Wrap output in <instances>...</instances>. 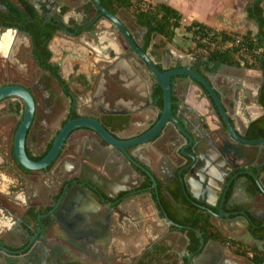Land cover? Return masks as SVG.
Listing matches in <instances>:
<instances>
[{"label":"crops","instance_id":"obj_1","mask_svg":"<svg viewBox=\"0 0 264 264\" xmlns=\"http://www.w3.org/2000/svg\"><path fill=\"white\" fill-rule=\"evenodd\" d=\"M146 1L154 5H168L179 11L183 17L182 26L176 30L172 43L167 42L163 36L157 35L146 50L152 60L164 70H170L177 66L178 68L189 67L192 64L193 58L189 54V50L194 47V42L191 39L192 34L186 31L185 26L190 25L193 21L204 23L219 30L240 33L253 31L254 34L258 32L257 23L249 19L247 12V7L253 0ZM31 2L35 6H38L35 0H31ZM69 2V0L63 1V6L72 7ZM72 8L75 10L74 7ZM71 13L72 16L68 19V22L70 19L72 20L69 22L71 24L70 31L68 30L69 33H60L53 41V63L62 67L63 76L66 79L70 76H76L74 67L84 68L83 73L87 77L89 76L91 89L84 93V91H73L72 86H69V101H75V97H79L78 103L81 107L78 108L77 114L80 117H86L95 111H100L101 114L106 111L121 112V116L129 117L130 124L125 130L119 132L118 135L124 139L132 138L148 128L151 123H154L160 113L159 108L147 100L150 94L149 89L153 82L152 75L147 68L138 65L124 38L118 33H111L112 29L108 21L101 20L99 26L95 29L88 26L84 27V24L79 25L78 23L80 22L75 20V13L72 11ZM117 16L129 28L135 40L143 49L147 29L141 27L136 17L126 9H120ZM77 28L79 29V34L74 37L73 33H75ZM70 33L72 34L70 35ZM95 38L98 41L96 46L93 41ZM88 40L93 43L92 48L97 50L96 52L89 51L92 44ZM114 63L117 64L119 69L117 68L118 70L109 72L107 70L108 67ZM94 65L96 66L95 70ZM108 73H114L113 75L116 76L120 84L116 86L110 83L107 77ZM209 79L215 88L221 90L223 102L236 129L243 134H247L249 131V120L255 122L264 116V106L260 100L264 84L263 73L259 70L247 69L244 66L225 64L215 74H210ZM74 84L76 83L74 82ZM175 89L178 98L183 100L182 118L187 121L190 130L197 135L198 141L209 153L203 164V167L208 171V175L201 182L191 179V192L200 201L207 199L215 205L212 206V209H218L217 212H219V198L221 197L220 199L222 200L223 193L230 185L227 191L230 192V202L226 207H257L259 212L264 211V196L262 193L260 192V194L254 196V200L249 193V178L251 177L243 175L234 178L237 172L229 173L227 168L223 167V164L220 163L221 156L218 146H224L225 143H228V138L224 132L221 119L217 111L212 108L209 98L204 95L203 90L198 85L193 84L186 78L175 81ZM41 92L45 100L50 95H53L56 99L63 95V91L47 90ZM42 108L43 113L47 114L45 104ZM67 109V111L70 110L69 108ZM73 134L70 141L71 145H73L74 152L72 153L75 155H71V152H69L71 151L69 143L60 160L61 169L72 168L77 161L79 162V158H81L79 154H83V162L90 165L93 169H97L101 182H106L109 185L111 195H115L120 191L135 190L133 197H131L130 206L135 214L142 219V222H136V231L142 233L141 235L137 233V248L143 242L142 236L144 232L147 237H154L162 229L166 230L165 232L168 235V241L165 244L167 247L165 246V248L169 250L170 254L175 255L177 258L180 255H187L189 240L186 234L180 230L179 226H174L166 221L165 210L162 206L159 193L155 189V192L148 191L146 188L150 186L139 188L143 179L141 177L144 175L143 172L140 169L135 171L128 166L123 162V157L120 153L114 152V149L101 144L100 141L95 139L91 143H87L86 139L89 135L85 130H78ZM173 138L179 140L177 131L173 127H169L166 133L159 138L158 141L160 142L158 144L162 145L169 140L167 144L173 146L175 144L174 141L171 142ZM37 143V135L31 134L28 141V150L34 155H36ZM92 151H94L93 154L91 153ZM136 154L141 161L152 168L162 181V174L164 176L167 174L162 169L171 171L170 169L176 164L171 163L168 154L156 150L154 144L141 146L137 149ZM86 155H90L89 158ZM249 156L248 159H251V154ZM216 162H219L222 167H219ZM244 162L243 160L242 163ZM160 164H162V167ZM177 164H180L179 161ZM186 174L187 172H184V175ZM171 181L172 178L167 182V187L175 188L176 182L170 183ZM163 188L166 187H162L161 189ZM163 197L169 200L170 203L175 204V200H173L168 192L163 194ZM189 202L191 201L189 200ZM200 204L204 203L200 202ZM212 217L213 223L218 225L216 223L218 221L221 224L220 218L213 215ZM220 229L222 230L221 227ZM235 229L229 232V236L238 240L244 234H242V231L237 232V229ZM238 230H241V228H238ZM254 244L260 249L264 246V242L262 244ZM184 256L179 257L180 262L178 264H185L183 261ZM191 264L254 263L248 258L235 254L229 247L210 241L204 253L194 257Z\"/></svg>","mask_w":264,"mask_h":264},{"label":"flooded vegetation","instance_id":"obj_2","mask_svg":"<svg viewBox=\"0 0 264 264\" xmlns=\"http://www.w3.org/2000/svg\"><path fill=\"white\" fill-rule=\"evenodd\" d=\"M63 1L65 0H35V3L38 5L36 7L43 17H45L49 22L54 23L56 26H66L67 30H70L71 26L69 22L72 20L70 19L68 22L69 17L72 16L71 11L75 13V20L80 22L78 24H84V27L90 25L94 21L95 24L100 21L101 18H97L99 15H97L96 11L92 13L90 21L87 20V14L84 10L91 3V1L69 0L70 5H72L75 10L70 6H63ZM1 29L14 32L15 35H18V37H21L24 41H27L28 39L29 42H31L28 34L24 31L3 27ZM60 33L64 34V32L58 28L56 35L50 43V50L53 53V58V41ZM111 33L119 34L118 31L114 30H112ZM17 40H19V38H17ZM21 43L23 45V40ZM5 46L6 45L0 47L5 48ZM10 48L9 52H11V50L12 53L15 52L18 48L17 42L10 46ZM30 54L39 69L43 72V74L36 81V87L40 91H47L44 84H41V80L44 77L51 76V74L43 71L34 59L32 45ZM53 58L51 60L52 63ZM192 58V64L189 67H192L194 70L195 58L193 56ZM137 62L138 65H142L147 68L138 60ZM70 63L73 64L71 61ZM53 65L60 68V74L64 80V84L61 85V83L57 82L55 79L51 80L50 91L55 90L56 83L60 90L63 91L62 97L59 96L58 99L63 98L68 100V108L70 109L64 114V119L61 121V129L67 123L69 117L72 118L73 114L77 113L78 108L81 107L78 103L79 97L76 96L75 101H69V86H72L75 82L82 86L83 90L81 89V91L86 93V91H90L91 83L88 78L89 76L87 77V75L83 73L84 68L81 69V67H74L76 76H70L66 79L63 76L62 67L55 65V63H53ZM157 66L161 68V71H167L161 66ZM95 68L96 66L94 65V70ZM117 68L119 69L117 64L114 63L108 67L107 70L109 72H113ZM175 68H178V66ZM77 71H79L78 74ZM216 72L208 71L205 77L209 79V75L215 74ZM113 74L114 73H108L107 75L110 83L113 84L115 82L120 84L116 76ZM176 79L177 78H174L172 81V89L175 96L178 98L177 91L175 89ZM84 81L88 82L89 86H86ZM6 85H19L26 87L35 97L37 106L36 114L28 134L27 149L31 134H36L38 139L37 149L41 150V148L44 147V151L38 155L33 154L34 156H39L47 150L48 146L54 141L55 137L59 133L60 129H58L55 134H50V131L54 130V128H52V123L47 120V114L51 112L50 110L54 107V105H56L55 102H57L58 99H56L53 95H50L48 99L46 98L45 110L47 114H44L43 110L39 107L34 92L29 87L22 82H10ZM156 86L158 85L155 79H153L151 88L149 89L150 94L147 98L148 102H151L154 105V91ZM7 100H17L20 104L8 103L3 107V110L8 113L10 118L17 120V126L12 130L9 138L6 135L2 137L1 141L5 142V147L0 146V264H155L152 261L154 257L158 255L157 251L159 247H167L165 244H167L168 235L165 232L166 230L162 229H160L161 231L159 230L154 237H147L144 232V235L142 236L143 242L137 248V233L140 235L142 233L136 231V222H142V219L140 216L135 214L130 206L131 197H133V192L135 190L130 189L120 191L115 195H111L109 185L106 184V182H101L97 169H93L90 165L83 162V154L81 153L79 154L81 157L79 158V162L76 160L77 163H75L72 168L61 169L60 160L69 143L71 150L69 152H71V155H75L72 153L74 151L72 148L73 145H71L70 141L71 137L74 135L73 133L61 151L58 160L51 165V168L48 167L46 170L36 172H27L20 168L13 156V153H15L14 140L18 127L24 116L25 104L23 100L19 98L10 97L1 101L0 105ZM95 113L99 115V119L104 115H108L105 112L101 114L100 111H95L92 114ZM154 123H151L148 128L133 137H137L145 133L153 127ZM223 127L225 131V126L223 125ZM83 130H85L89 135L86 139L87 143H91L92 140L96 139L103 144L102 140L96 134H93L92 131L87 129ZM178 136L179 140H175L173 138L171 141L175 142L173 146H171V144H167L169 140L162 145L158 144L160 142L158 141L160 137H157L152 142L148 143L154 144L156 150L162 151L164 154H168L169 160H171L172 164H177L178 161L180 163L177 165L174 164L173 168L170 169L171 171L162 169L165 174L167 173L165 176L162 174L163 181L155 173L158 177L157 193L160 192V188L167 187L166 184L170 178H172L170 183L176 182L177 179L179 180V172L184 167V159L181 157L180 153L185 144L182 143L181 136ZM8 141L10 143L9 147H7ZM82 150L84 149L82 148ZM188 151H191V149ZM114 152H116V150H114ZM91 153L93 154L94 151ZM86 156L89 158L90 155ZM11 162L14 167L11 165ZM123 162L135 171L138 170L136 166L128 163L124 157ZM160 166L162 167V164H160ZM6 170L12 171L11 173L14 178H11L10 176L8 177V174L6 173L9 171ZM141 177L143 179L139 188H143L145 183H151V186L146 189L148 191H154L153 183L149 176L144 173ZM93 182L97 184L98 187L91 190L90 186ZM249 182V187L254 184V180L252 178H249ZM258 194H260V192ZM220 198L218 201L219 203L221 200ZM254 199L255 198L253 197V200ZM229 200L230 198L227 199L226 196L224 206L229 204ZM227 208L229 209V207H226V209ZM240 211H246L248 214L247 217L250 221L248 229L250 232L252 225H256V227L258 223L263 225V221L260 218L264 217V211L259 212L257 207H248ZM233 212L236 211H228V213ZM231 218H235V216H232ZM219 220L221 222V231L226 235H229L228 232H230L232 228L228 225H223V219ZM216 226L219 227L218 225ZM242 233L245 234V231ZM208 243H205L202 249H204V247L206 248ZM169 254L170 252L167 249L166 255L168 256ZM183 256L184 255L178 256L176 264L180 262L179 257ZM185 256L187 257L189 255L187 254ZM185 256L183 259L184 263L186 258ZM190 260H192L191 257Z\"/></svg>","mask_w":264,"mask_h":264},{"label":"trees","instance_id":"obj_3","mask_svg":"<svg viewBox=\"0 0 264 264\" xmlns=\"http://www.w3.org/2000/svg\"><path fill=\"white\" fill-rule=\"evenodd\" d=\"M101 2L114 15H117L120 9L130 11L136 17L138 24L147 29L144 51L150 47L151 42L157 35L163 36L167 42L172 43L176 30L182 26V14L165 4L154 5L146 0H101ZM263 3L264 0H253L247 7L249 19L257 23L258 32L256 34L253 31L240 33L219 30L198 21H193L190 25L185 26L186 31L192 34L191 39L194 42V47L189 50V54L195 58L194 70L197 73L206 76L208 71L216 72L221 65L226 64L259 70L264 77ZM84 11L89 21L94 11L97 12V15H100L92 1ZM0 27L13 28L28 34L34 59L43 71L51 74V76L44 77L41 80V84H44L46 90H50L51 80L55 79L61 85L64 84L60 68L54 66L51 61L53 53L50 50V43L58 31V27L41 15L31 0H0ZM206 37H208L207 41H205ZM84 84L89 86L86 81H84ZM154 99L155 105L161 111L164 102L163 91L159 86L155 87ZM260 100L264 106V84ZM173 101V110L176 115L179 110L180 100L175 94ZM79 117L77 113L72 116L73 119ZM99 121L117 137H120L118 133L125 130L130 124L129 117L121 115H104ZM247 137L249 139L264 138V116L251 125ZM52 144L53 142L39 156H34L28 149L27 153L32 160L39 161L48 153ZM13 156L20 168L29 172V170L19 164L15 153H13ZM146 186H151V183H145L144 187ZM166 192L175 200V204L170 203L169 200L163 197ZM259 192V188L254 182L249 188V193L254 197ZM159 195L165 213L174 223L179 225L180 230L186 234L189 240L187 246V254L189 256L185 258V264H191L193 258L202 253V238L200 235H202L205 243L210 241L221 243L229 247L235 254L250 259L254 264H264V246L260 249L257 245H246L223 233L212 222V214L189 202L183 192L180 180H176L175 188H160ZM229 198L230 192L227 194V199ZM225 209L226 206L224 207ZM240 210H244V208L233 206L225 211ZM214 211L217 212L218 209H214ZM251 233L257 240L264 242V226L261 223H258L257 227L252 225ZM166 251L167 248L159 247L158 255L154 257L152 262L155 264H176L177 257L173 254L167 256ZM251 253L253 254L252 257H250ZM190 257L192 260H190Z\"/></svg>","mask_w":264,"mask_h":264},{"label":"water","instance_id":"obj_4","mask_svg":"<svg viewBox=\"0 0 264 264\" xmlns=\"http://www.w3.org/2000/svg\"><path fill=\"white\" fill-rule=\"evenodd\" d=\"M87 1H92L95 4L97 10L100 12V15L97 18H101L100 21H108V23L110 24V28L114 31H118L119 34L124 38L131 50V54H133L141 64L145 65L148 68L152 75V78L155 79L157 85L161 87L163 91V109L160 111L159 116L155 120V124L153 125V127H151L145 133L137 137L128 139L117 137L113 133H111L99 121V115H97L96 113L86 117L81 116L76 119L70 118L67 123L59 130V133L55 137L52 147L50 148L48 153L41 160L34 161L29 157L27 153V139L36 114L37 106L35 97L33 93L29 91L26 87L19 85L2 86L0 87V102L10 97H16L23 100L25 104L24 116L18 127L14 140L15 155L19 164L22 165L25 169L32 172L46 170L55 161L58 160L61 151L63 150L65 144L68 142L71 134L78 130L87 129L95 133L102 140L104 145L116 150L118 153H120L122 157L127 160L128 163L136 166L143 173L149 176V178L152 180L153 188L158 191L157 175L151 167L141 161V159L136 154V151L141 146L152 142L155 138L163 136L169 127H173L177 131V134L181 136L182 143L185 144L182 147L180 153L181 157L184 159V167L179 172L178 176L182 185L183 192L185 193L187 199H189L196 206L200 207L202 210L209 212L215 217L223 219V225H228L230 228H232V231L236 227L237 232L245 231V234L238 238L239 241L247 245H253L254 243L262 244L263 241L257 240L248 229L250 221L247 217L248 214L246 211H236L233 213H228L223 209L228 193L227 191L229 190L230 185L228 186L227 190L223 193V197L220 202V211L218 213L211 209V207L215 205L210 203L207 199H203L201 201L198 200V198H196L191 192L190 180L193 179L197 182H201L202 179H205L208 175V171L205 167H203V164L209 153H207L205 148H203V146L200 144L197 135L190 130L187 121L182 118L181 112L183 110V100H181L180 98H178L180 100L178 113L176 115L174 114V93L172 89L173 79L177 78L175 80L177 81L181 78H186L193 84L198 85L203 90L204 95L211 101L212 108L217 111L221 119V123L225 126L224 132L228 138V143H225L224 146H218V150L221 156V162H219L223 164V167L227 168L229 173L237 172L234 175V178L243 175L250 176L258 186L259 191L262 193L263 196L264 138L249 139L247 137V134H243L236 129L223 102L221 90L215 88V86L211 83L209 79L197 73L195 70H193L192 67H181L170 69L167 71H161L157 64L152 60L149 53L147 51H144L140 47L129 28L123 23V21H121V19H119L117 15H114L109 12L103 6L101 0ZM100 21L96 24L94 21L93 23L88 25V27L95 29L99 26ZM57 26L63 32L68 33L66 26ZM71 34L72 33H70V35ZM78 34L79 29H76L75 33H73V36L76 37ZM93 41L96 46L98 41L96 40V38L95 40L93 39ZM88 42L92 44L90 46L91 48L89 49V51L96 52L97 50L92 48L93 43L90 40H88ZM113 85L117 86L118 83L114 82ZM105 113L108 115L121 114V112L118 111H107ZM253 122V120H249V129ZM189 149H191V151H188ZM250 154L251 159H248V157H250ZM243 160L245 161L244 163H242ZM219 162H216V164L219 167H222L220 166ZM184 172H187V174L184 175ZM95 187L97 188L98 185L93 182L90 186V189L93 190V188ZM200 202H203L204 204H200ZM232 216H235V218H231ZM165 219L168 223L174 226H178L168 217L167 214H165ZM260 219H262V226H264V217ZM254 227H256V225H254ZM238 228H241V230H238ZM200 236L202 238L203 248L205 241L202 235ZM204 251L205 247L203 249L202 254L204 253Z\"/></svg>","mask_w":264,"mask_h":264},{"label":"rangeland","instance_id":"obj_5","mask_svg":"<svg viewBox=\"0 0 264 264\" xmlns=\"http://www.w3.org/2000/svg\"><path fill=\"white\" fill-rule=\"evenodd\" d=\"M13 38V39H12ZM19 38V40H17ZM17 41H16V40ZM14 40V41H13ZM23 40V45H22ZM12 41V42H11ZM15 42H17L18 48L15 52L12 53L10 51V46H12ZM5 46V48L0 47V87L10 82H22L27 87H29L35 94L36 99L38 101L39 107L43 110V105L45 104V98L43 93L36 87L37 79L43 74V72L39 69L37 64L34 62L31 57V42L27 39L24 41L18 35H15L14 32L6 31L0 28V46ZM76 75V74H75ZM73 91H81L83 87L79 84L72 85ZM60 92L59 86L55 83V90ZM58 99V98H57ZM8 103H19L17 100H7L2 105H0V146L5 147V142L1 141L2 137L6 135L8 138L12 133V130L17 126V120L10 118L8 113L3 110V107ZM56 105L50 110L47 114V120L52 123V128L54 130L50 131V134H55L58 129L61 127V121L64 119V114L68 110V100L63 98L58 99L55 102ZM3 110V111H2ZM42 112V111H40ZM10 143L8 141L7 147H9ZM44 147L41 150L37 149L36 154L41 153ZM11 165L14 167L13 163ZM16 169V168H15ZM9 171L7 176L14 178L12 176V171ZM1 177V175H0ZM218 226L221 227V224L217 221ZM224 229V228H223ZM227 231V230H226ZM228 232V231H227ZM229 233V232H228Z\"/></svg>","mask_w":264,"mask_h":264},{"label":"built area","instance_id":"obj_6","mask_svg":"<svg viewBox=\"0 0 264 264\" xmlns=\"http://www.w3.org/2000/svg\"><path fill=\"white\" fill-rule=\"evenodd\" d=\"M207 40H208V37L205 38V41H207ZM252 256H253V254L251 253L250 254V257H252Z\"/></svg>","mask_w":264,"mask_h":264}]
</instances>
